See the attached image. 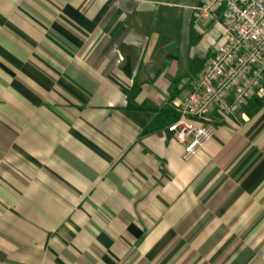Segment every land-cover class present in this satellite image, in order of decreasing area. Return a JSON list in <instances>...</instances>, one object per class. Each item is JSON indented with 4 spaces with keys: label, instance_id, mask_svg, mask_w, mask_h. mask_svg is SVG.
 Wrapping results in <instances>:
<instances>
[{
    "label": "crops",
    "instance_id": "crops-1",
    "mask_svg": "<svg viewBox=\"0 0 264 264\" xmlns=\"http://www.w3.org/2000/svg\"><path fill=\"white\" fill-rule=\"evenodd\" d=\"M203 1L0 0V264H264V97L188 161L166 132Z\"/></svg>",
    "mask_w": 264,
    "mask_h": 264
},
{
    "label": "built area",
    "instance_id": "built-area-1",
    "mask_svg": "<svg viewBox=\"0 0 264 264\" xmlns=\"http://www.w3.org/2000/svg\"><path fill=\"white\" fill-rule=\"evenodd\" d=\"M198 16L223 13L224 42L194 78L166 132L192 159L215 138L218 123L264 97V0H204Z\"/></svg>",
    "mask_w": 264,
    "mask_h": 264
},
{
    "label": "rangeland",
    "instance_id": "rangeland-1",
    "mask_svg": "<svg viewBox=\"0 0 264 264\" xmlns=\"http://www.w3.org/2000/svg\"><path fill=\"white\" fill-rule=\"evenodd\" d=\"M202 19H200V21H201Z\"/></svg>",
    "mask_w": 264,
    "mask_h": 264
}]
</instances>
